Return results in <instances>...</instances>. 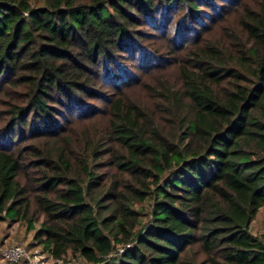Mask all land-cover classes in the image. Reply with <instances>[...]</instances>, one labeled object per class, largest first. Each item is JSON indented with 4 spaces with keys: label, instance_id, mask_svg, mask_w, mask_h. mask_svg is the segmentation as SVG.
I'll list each match as a JSON object with an SVG mask.
<instances>
[{
    "label": "trees",
    "instance_id": "trees-1",
    "mask_svg": "<svg viewBox=\"0 0 264 264\" xmlns=\"http://www.w3.org/2000/svg\"><path fill=\"white\" fill-rule=\"evenodd\" d=\"M246 1L0 0V222L40 223L57 262L264 264V0ZM227 6L237 36L208 46ZM153 32L180 64L155 89ZM86 114L102 124L78 153L59 133Z\"/></svg>",
    "mask_w": 264,
    "mask_h": 264
},
{
    "label": "rangeland",
    "instance_id": "rangeland-1",
    "mask_svg": "<svg viewBox=\"0 0 264 264\" xmlns=\"http://www.w3.org/2000/svg\"><path fill=\"white\" fill-rule=\"evenodd\" d=\"M246 2L249 3L250 8L254 9L257 8V1L256 0H247ZM220 6H224V3H220ZM225 8V7H224ZM244 8H239L235 6H227L226 12H225V18L219 19L216 22H219V24L216 26V23L213 24V26L209 28L211 30L208 33H205V36H207V42L206 44L208 46L211 45H217L223 38H227L228 41L231 40L230 36H237L236 30L238 26L239 16L242 15V11ZM235 38V37H233ZM147 44H150L151 47H156L157 50L163 51L158 52L162 53L163 58L166 60V63L163 64V67H157L155 66L152 71L147 73L148 75L145 78V81L149 84L148 86H152V88L157 87V83L159 81L165 83L162 78L166 77L172 84H175L177 81V77L179 76V63L178 60L175 59L173 54H169V45L165 40H161L157 36L156 33H150V38L147 40ZM168 45V47H167ZM161 68L160 70H158ZM152 73V74H151ZM152 76V77H150ZM146 85L141 87L134 88L136 90V93L134 94V99L136 100L139 97L146 98L145 100L149 101L150 99L146 97V94H151L152 90L149 91L146 87ZM149 91V92H147ZM112 91L110 89V96L112 95ZM132 94V92H131ZM96 103V104H95ZM90 103L91 106L95 108L97 111H101L105 108V105H100L101 103L95 102ZM163 107L160 105H156L157 111H161ZM93 115V114H92ZM92 115L86 114L84 117H78L77 119H71L72 123L70 126L65 124V127L62 129L63 131L59 133V136L62 138H71L73 141H79L80 143L75 149V152L81 153L85 150V141H84V135L89 134L90 136L95 135L97 132L100 131L101 124H99V118L91 119ZM78 116V115H77ZM64 122V121H62ZM167 124V122L163 121ZM62 138H60L62 140ZM23 149V148H21ZM29 158V157H28ZM104 171V169L102 170ZM30 173V172H29ZM116 171L114 169H110V176L114 175ZM34 177L37 176L36 173L32 174ZM119 175V174H118ZM120 176V175H119ZM32 190L36 191L38 193V187H30ZM153 202L151 199L143 202V203H136L133 205V208L140 214V220L141 225L138 227V230H141L143 226H147L151 221V209H152ZM40 221H42L40 219ZM34 229H29V226L26 222H19L18 220H10L7 219L5 221L0 222V264H54L57 261H55L52 256L43 250L42 246H39L38 243L34 240L35 232L37 229L40 228V223L34 224ZM250 232L256 236L257 238L264 241V207L260 210L257 217L254 219V221L251 224ZM21 246L24 247L28 252V257L25 259H22L16 263L10 262L5 258V252L13 247ZM133 246V245H131ZM129 246V247H131ZM119 248L118 250L120 251ZM197 249V248H195ZM121 254V253H120ZM116 255H111V259L116 258ZM203 256H198L197 260H201ZM65 261H58V264H87L84 259H82L80 256H74L71 253L68 254V256L64 259ZM104 264H113L112 261L105 262Z\"/></svg>",
    "mask_w": 264,
    "mask_h": 264
},
{
    "label": "built area",
    "instance_id": "built-area-1",
    "mask_svg": "<svg viewBox=\"0 0 264 264\" xmlns=\"http://www.w3.org/2000/svg\"><path fill=\"white\" fill-rule=\"evenodd\" d=\"M125 250L120 249V253L123 254ZM5 258L13 263H16L22 259H25L26 257H28V252L24 247L21 246H16L13 248L8 249L5 252Z\"/></svg>",
    "mask_w": 264,
    "mask_h": 264
}]
</instances>
